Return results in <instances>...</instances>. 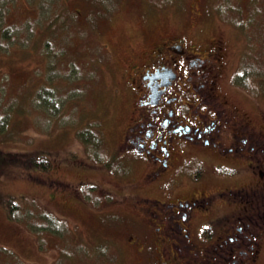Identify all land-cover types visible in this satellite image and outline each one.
<instances>
[{
    "label": "rangeland",
    "instance_id": "obj_1",
    "mask_svg": "<svg viewBox=\"0 0 264 264\" xmlns=\"http://www.w3.org/2000/svg\"><path fill=\"white\" fill-rule=\"evenodd\" d=\"M204 1L214 9L196 34L224 41L230 65L223 89L233 105L262 125L264 0ZM186 18L173 2L161 0H0V264H149L132 253V238L139 235L134 219L141 214L124 208L139 186L135 154L119 150L134 98L126 86L115 90L124 86L126 61L144 45L151 47L143 42L146 29L152 40L178 28L193 31L196 24ZM42 150L57 160L61 177L84 180L61 202L49 168L33 162L32 155ZM8 152L28 159L6 160ZM196 162L187 165L185 179L196 174L237 186L253 177L244 173L243 162ZM139 192L160 195L150 185ZM11 199L17 202L8 216ZM59 202L70 211L67 217L52 209L60 211ZM227 202L242 204L235 198ZM258 264H264V250Z\"/></svg>",
    "mask_w": 264,
    "mask_h": 264
},
{
    "label": "flooded vegetation",
    "instance_id": "obj_2",
    "mask_svg": "<svg viewBox=\"0 0 264 264\" xmlns=\"http://www.w3.org/2000/svg\"><path fill=\"white\" fill-rule=\"evenodd\" d=\"M173 7L196 28L163 32L154 40L146 29L143 42L151 47L144 45L139 56L126 61L120 75L124 86L115 90L126 86L134 98V113L119 143V150L135 154L132 170L139 172V186L124 206L142 215L134 219L139 235L132 238V252L149 264H258L264 250V122L254 124L225 93L222 81L230 64L224 41L220 36L206 41L196 34L207 12L202 0ZM103 47L107 59L110 44ZM196 160L243 162L244 173L253 177L237 186L196 174L185 179L187 165ZM50 172L59 201L74 191L75 182L84 181L61 177L56 164ZM185 184L191 187L182 194ZM148 185L160 195L139 192ZM233 198L242 204H229ZM57 207L66 210L61 203Z\"/></svg>",
    "mask_w": 264,
    "mask_h": 264
},
{
    "label": "trees",
    "instance_id": "obj_3",
    "mask_svg": "<svg viewBox=\"0 0 264 264\" xmlns=\"http://www.w3.org/2000/svg\"><path fill=\"white\" fill-rule=\"evenodd\" d=\"M45 151H41L40 153L38 154H34L32 155V159L34 160V164L40 168H50V166H52V163L50 162L49 158L45 155ZM9 157V158H8ZM10 159L12 162H17L18 160H21L22 158L24 160H27L28 158H24V156L22 154H19V153H14V152H8V156L5 157V159L7 160ZM39 158H42L39 160ZM0 161H3V159L1 158ZM7 204V202H6ZM9 206L7 207L6 206V209H7V214L8 213H11V210L14 208V206L16 205V203H13L12 200H10L8 202ZM10 211V212H9ZM9 216V214H8Z\"/></svg>",
    "mask_w": 264,
    "mask_h": 264
}]
</instances>
